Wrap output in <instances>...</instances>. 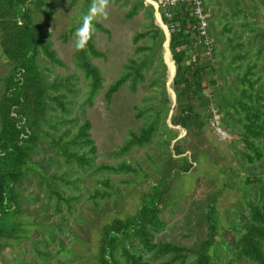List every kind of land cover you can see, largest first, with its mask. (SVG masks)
Wrapping results in <instances>:
<instances>
[{"label": "rangeland", "instance_id": "1", "mask_svg": "<svg viewBox=\"0 0 264 264\" xmlns=\"http://www.w3.org/2000/svg\"><path fill=\"white\" fill-rule=\"evenodd\" d=\"M134 1L109 0L107 15L92 20L108 31L102 33L93 27L94 47L103 56L90 59L102 77L100 88L92 96L90 81L78 66L73 49V33L83 23L92 0H48L32 14V21L44 27L50 48L60 61L57 65L43 54L37 55L44 80L49 84L48 94L58 96L66 111L53 100H46L38 139L24 176L15 186L21 196V212L14 219L21 222V232L18 239L7 240L0 253V264L31 259L35 254L33 241L39 250L48 251L46 264H96L100 226L134 212L155 179L164 173L167 152L173 159L191 157L187 144H183L181 155L173 154L171 149L174 142L182 140L184 131L169 122L174 101L171 82L166 84L169 72L164 64V37L150 60L148 50H134L135 46L150 43V38L144 37L133 44L134 34L145 30L150 19L157 25L153 13L149 18L142 9L126 16ZM203 4L212 24L211 37L216 40L217 90L227 97L231 96L229 90L236 92L240 87L237 77L248 64L255 65L256 86L264 88V0H203ZM129 60L143 62L142 79L134 91L129 90L130 80L124 81L106 100L108 85L126 71ZM8 69L9 63L0 52V90ZM164 93L171 101L167 113ZM84 119L90 124L88 132L95 157L93 166L81 168L71 160L67 162L60 150H76L70 140ZM153 120L156 130L147 145L119 153L130 132L137 133ZM223 130L226 136L220 138L207 123L197 134L187 135L195 146L193 151H201V157L192 169L169 174L167 202L159 213L163 226L154 234L153 241L196 246L206 236L207 200L214 198L219 244L208 251L211 264H246L235 257L229 244L230 236H237L231 225L239 222V214L247 213L243 199L264 198V137L255 144L260 157L249 162L242 152L249 156L253 153L243 148L238 134L230 128ZM119 163L128 164L135 171H95L99 164ZM103 180H107L108 187H104ZM50 189L57 190L61 198L52 195ZM97 191L107 195L101 197ZM49 232L52 238L48 237ZM122 245L130 249L127 242ZM166 261L167 258H161L159 264ZM181 264H193V255H187Z\"/></svg>", "mask_w": 264, "mask_h": 264}, {"label": "trees", "instance_id": "2", "mask_svg": "<svg viewBox=\"0 0 264 264\" xmlns=\"http://www.w3.org/2000/svg\"><path fill=\"white\" fill-rule=\"evenodd\" d=\"M47 1L0 0V52L9 63L8 72L1 79L0 90V253L6 247L7 240L18 239L21 232V222L14 219L21 212V196L15 186L24 176V168L38 139L39 123L47 106L46 100H53L63 112L66 111L58 96H49V84L45 82L37 60L40 53L51 63L60 65L47 41L44 27L32 21V14L44 7ZM139 9L152 18L153 8L150 4L143 5V0H135L126 16L131 17ZM158 13L168 30L167 48L173 64L170 89L174 96V105L169 122L184 131L182 140L174 142L171 149L173 154L181 155L184 152L183 144H187L192 153L191 157L183 155L180 159H173L172 154L167 152L164 173L155 179V183L142 196L134 212L123 218H113L100 226L96 264H159L161 258H167L165 264H181L187 255H193V264H211L208 251L211 248L216 249L219 244L216 239L217 221L212 206L214 198L207 200L208 209L204 215L206 236L196 246L185 247L170 242L153 241L154 234L163 226L159 213L167 202L165 194L170 190L168 184L171 185L169 174L192 169L194 163H197L196 160L201 157V151H193L195 146L186 137L197 134L208 123L211 117L210 108H214L218 114L221 128H230L236 132L243 148L253 153L249 156L242 152L249 162L260 157L255 144L264 137V88L256 86V79L253 77L255 65L248 64L242 75L237 77L240 87L234 93L229 90L230 97L224 96L217 90L215 82L219 71L214 62L217 56L214 48L216 40L211 37L213 29L207 13L206 33L211 45L208 53L188 4L178 3L171 7L158 8ZM91 23L96 30L107 34V29L99 23ZM146 26L145 30L134 34L132 43L149 37V46H135L134 50H148L150 54L147 60H150L164 35L151 19ZM75 56L78 66L90 81L92 96L100 88L102 77L90 59L103 55L94 47L91 38L86 50L75 52ZM142 63L129 60L126 71L108 85L104 98L109 100L110 95L128 79L129 90L134 91L136 83L142 79ZM163 101L167 105V113L171 101L166 94ZM89 128V121L82 120L70 140L72 148L76 150H60L67 162L71 160L81 168L93 166L95 157V146L90 138ZM155 130L156 121L153 120L142 126L137 133L130 132L119 147V153L147 145ZM95 171L128 173L135 170L128 164L119 163L99 164L95 166ZM102 184L104 187L109 186L107 180H103ZM50 193L58 199L61 198L57 190L50 189ZM97 194L101 197L107 195L104 191H97ZM243 202L247 213L239 214V222L231 225L237 236H230L229 244L237 259L244 260L246 264H264V198L251 201L243 199ZM66 203L69 201L66 200ZM48 237L52 238L53 235L49 232ZM122 242H127L130 249L125 248ZM225 246L229 248L228 245ZM32 247L34 256L28 260L19 259L18 264H46L48 251L39 250L34 241Z\"/></svg>", "mask_w": 264, "mask_h": 264}, {"label": "built area", "instance_id": "3", "mask_svg": "<svg viewBox=\"0 0 264 264\" xmlns=\"http://www.w3.org/2000/svg\"><path fill=\"white\" fill-rule=\"evenodd\" d=\"M155 9V14L160 20V16L158 13V8H166L174 6L178 3L188 4L191 10V14L194 16L197 24L198 34L203 38V44L205 46L206 53L210 51V41L207 37L206 33V12L204 10L202 0H158L156 2L152 1ZM166 17H169L167 13L164 14ZM161 22V20H160ZM166 31L168 32L166 26L161 22ZM211 117L208 121L209 125L213 129L214 133L220 138H224L226 136L225 131L221 128L218 114L212 108H210Z\"/></svg>", "mask_w": 264, "mask_h": 264}, {"label": "clouds", "instance_id": "4", "mask_svg": "<svg viewBox=\"0 0 264 264\" xmlns=\"http://www.w3.org/2000/svg\"><path fill=\"white\" fill-rule=\"evenodd\" d=\"M109 0H92V5L83 17V23L73 33V49L75 52L85 51L92 38L94 28L92 20L98 16L107 15Z\"/></svg>", "mask_w": 264, "mask_h": 264}, {"label": "water", "instance_id": "5", "mask_svg": "<svg viewBox=\"0 0 264 264\" xmlns=\"http://www.w3.org/2000/svg\"><path fill=\"white\" fill-rule=\"evenodd\" d=\"M143 4H150L153 8V15H154V18H155V21L157 22V26L163 31V35H164V45L168 51V48H167V44H168V32L166 31V29L164 28V26L161 24L159 18L157 17V15L155 14V9H154V5H153V2L151 0H143ZM168 54H169V51H168ZM170 57V56H169ZM164 64L166 65L165 61H164ZM172 77H173V73H172V76L170 77V80L167 81V85L171 82L172 80ZM171 92V90H170ZM171 98H172V101H174V96L171 92Z\"/></svg>", "mask_w": 264, "mask_h": 264}, {"label": "bare ground", "instance_id": "6", "mask_svg": "<svg viewBox=\"0 0 264 264\" xmlns=\"http://www.w3.org/2000/svg\"><path fill=\"white\" fill-rule=\"evenodd\" d=\"M165 49H166V47H165ZM169 60H170V62H169ZM166 64H167V68H168V72H169V78L167 81H169L170 77L172 76V73H173V64H172V61L169 57L167 49H166Z\"/></svg>", "mask_w": 264, "mask_h": 264}]
</instances>
